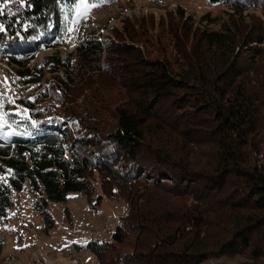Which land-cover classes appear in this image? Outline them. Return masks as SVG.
<instances>
[{"label": "trees", "instance_id": "obj_1", "mask_svg": "<svg viewBox=\"0 0 264 264\" xmlns=\"http://www.w3.org/2000/svg\"><path fill=\"white\" fill-rule=\"evenodd\" d=\"M78 1L21 0L22 10L10 15L0 0V60L11 67L12 90L31 85L36 99L12 97L9 105H0V174L7 176L6 183L0 181V217L12 207V192L26 184L45 232L54 225L48 201L63 202L74 192L95 208L103 196L117 198L127 213L119 218L112 240L87 243L98 264H112L103 261L120 247L131 251H119L113 264H205L244 252L251 264H261L264 166L257 139L264 130V95L246 77L237 49L255 51L264 45L259 25L241 29L249 17L244 12L264 9V0H207L229 10L230 19L220 32L198 29L184 35L181 48L176 47L183 64L177 69L167 57H144L138 46L147 35L125 25L123 43L108 40L104 46L79 35V47L63 60L59 46L73 28ZM85 1L97 6L115 2ZM176 12L178 19L185 17L181 9ZM202 20L213 23L208 16ZM46 49L53 55L30 67L35 54ZM113 53L118 60L101 67ZM106 72L115 86L126 89L132 106H117L115 127L99 133L93 126L106 104L104 87L96 81ZM47 75L50 81L41 89ZM78 103L84 104L82 110ZM168 132L191 144L214 143L218 162L213 172L189 171L174 157L175 149L152 143ZM140 174L155 184L142 185ZM157 176L173 178L174 185L159 184ZM97 177L100 194L95 193ZM153 186L163 188L162 195L152 193ZM227 187L234 188L224 205L230 213L226 220L232 222L224 224L223 236L208 249L204 243L213 210L205 209L206 202ZM243 210L256 213L242 217ZM132 235L139 237L132 242ZM2 249L0 239V255Z\"/></svg>", "mask_w": 264, "mask_h": 264}, {"label": "rangeland", "instance_id": "obj_2", "mask_svg": "<svg viewBox=\"0 0 264 264\" xmlns=\"http://www.w3.org/2000/svg\"><path fill=\"white\" fill-rule=\"evenodd\" d=\"M20 2L21 0H5L2 8L7 14H18L22 10L19 8ZM178 8L185 16L183 19L177 17ZM230 13L222 6L212 5L207 0H116L114 3L98 6L79 0L75 9L74 28L78 29L80 35H89L90 41L97 40L104 46L108 40L116 39L118 43L124 42L121 34L124 25L129 30L134 28L137 31L138 29L141 35H147L143 38L146 39L143 46H138L144 57L151 60L167 57L177 69L178 66L183 65L180 52L176 50L177 45L180 48L182 46L180 41L182 37L191 35L198 29L220 32L222 25H227ZM246 15L252 18H244L241 29L249 31L253 26L259 25L263 30L264 39V9L246 10L244 16ZM205 16H208L209 22L213 23H204L202 19ZM113 31H116L115 35ZM189 38L191 40V37ZM254 48L257 50L241 51V48H238L237 52L241 57L246 77L256 91L264 95V45H257ZM58 51L63 60L70 54V49ZM53 53L54 51L46 50L36 55L30 62V67L41 64ZM114 54H111L108 60L102 59L101 67L105 63L107 65L115 63L118 59L114 57ZM0 69L1 105L8 104L7 102L12 99L10 95H13V87L9 79L11 68L0 62ZM104 74L96 81L97 86L104 87L103 101L106 104L104 110L100 112L98 123L93 126L99 133L110 132L115 127L114 111L117 106H132V98L126 89L122 88L123 86L120 88L119 84L115 86L111 75L107 72ZM59 77L62 78V74ZM49 81V76H45L41 87L46 86ZM78 105L82 110L84 104L78 103ZM262 115L264 116V108ZM159 141L167 144L169 150L175 149L178 154L174 157L180 159L189 171L212 173L217 165L218 151L214 143L199 141L197 144H191L172 132L156 136L152 143L159 145ZM257 141L261 145L259 161L264 166V130ZM139 179L142 180V185H145L144 182L155 184L154 179L145 174H140ZM0 181L6 183L7 176L0 174ZM94 181L95 193L100 194V177L94 178ZM155 181H159V184H171L174 180L171 177L157 176ZM150 189L152 193L162 195L163 188L157 189L153 186ZM233 189L227 187L222 192L213 193L206 202L205 209L213 210L210 232L208 231V237L204 243L208 249L214 247L217 237L223 236L224 224L227 226L232 222V220H226L230 213L227 209L225 210L224 205L232 197ZM94 197L91 198L92 202ZM35 200L28 190V184L23 190L12 192V207L4 218L0 217V239L3 240L0 264H98L96 257L88 250L87 243L91 240L110 242L119 218L127 213V205L120 199H107L103 196L100 205L93 208L80 193L71 192L66 194L63 202L48 201L47 209L54 225L52 229L45 232L43 217L34 209ZM156 205L157 203L154 204ZM254 213L256 212L252 210H243L239 214L242 217L251 218ZM236 214L235 211L231 215ZM131 237L134 242L139 236ZM130 249L117 248L115 255L109 256L103 263L112 261L113 264L119 251L129 252ZM205 264H251V261L248 254L244 252L233 259L209 261ZM261 264H264V261Z\"/></svg>", "mask_w": 264, "mask_h": 264}, {"label": "clouds", "instance_id": "obj_3", "mask_svg": "<svg viewBox=\"0 0 264 264\" xmlns=\"http://www.w3.org/2000/svg\"><path fill=\"white\" fill-rule=\"evenodd\" d=\"M77 47H79V44H78ZM77 47L72 48V49H70L69 47H66V48H65V47H60L59 50H60V49H64V50H68V49H70V53H71V52H73ZM35 56H36V55H35ZM35 56H34V57H35ZM37 56H38V55H37ZM33 60H34V58H33ZM33 60H32V61H33ZM0 62H3L4 64H6V62L3 61V60H0ZM30 62H31V61H30ZM6 65H7V64H6ZM7 66H8V65H7ZM9 67H10V66H9ZM10 68H11V67H10ZM41 83H42V82H41ZM41 83H40V84H41ZM46 85H47V84H46ZM44 87L46 88V86H44ZM44 87H41V89H43ZM34 90H35V89H34ZM32 93H33V92H31L29 95H32Z\"/></svg>", "mask_w": 264, "mask_h": 264}, {"label": "snow or ice", "instance_id": "obj_4", "mask_svg": "<svg viewBox=\"0 0 264 264\" xmlns=\"http://www.w3.org/2000/svg\"><path fill=\"white\" fill-rule=\"evenodd\" d=\"M0 30H2V29H0Z\"/></svg>", "mask_w": 264, "mask_h": 264}]
</instances>
